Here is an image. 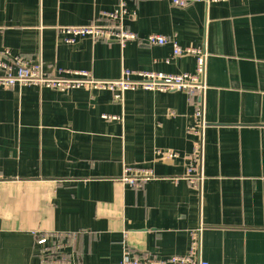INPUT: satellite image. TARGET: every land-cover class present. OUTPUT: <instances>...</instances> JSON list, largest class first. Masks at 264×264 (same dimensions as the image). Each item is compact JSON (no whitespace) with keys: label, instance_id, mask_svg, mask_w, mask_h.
I'll return each instance as SVG.
<instances>
[{"label":"crops","instance_id":"obj_1","mask_svg":"<svg viewBox=\"0 0 264 264\" xmlns=\"http://www.w3.org/2000/svg\"><path fill=\"white\" fill-rule=\"evenodd\" d=\"M124 1L138 39L123 46L69 43L58 30L100 22L120 0H0V60L23 56L49 75L197 73L199 54L150 45L151 33L205 56L196 100L181 91L129 90L117 101L108 90L0 87V264H46L38 240L50 233L61 234L68 264H122L126 251L167 260L188 255L198 230L197 259L264 264V0ZM191 165L197 185L186 179ZM127 167L150 177L134 187L123 180Z\"/></svg>","mask_w":264,"mask_h":264},{"label":"built area","instance_id":"obj_2","mask_svg":"<svg viewBox=\"0 0 264 264\" xmlns=\"http://www.w3.org/2000/svg\"><path fill=\"white\" fill-rule=\"evenodd\" d=\"M175 6L186 7L194 2L216 3L225 0H171ZM128 9L124 0H120L113 11L100 12L102 21H94L84 25H63L58 30L64 35L65 40L69 43L75 42L79 37H91L95 40L118 41L125 45L128 41L137 40V33L130 31L125 26V18ZM146 42L150 45L172 44L175 55L187 53H197L198 67L197 73H180L171 74L164 72H155L150 70L124 69L121 77L118 79H98L87 70H60V75L47 74L40 62L33 63L23 56H17L14 59L0 60V87L15 88L18 86H38L40 88H51L63 92L74 89H94L111 91L117 101H122L124 94L129 90H150V91H181L190 97L198 99V95L204 89L199 80V76L204 72L205 56L192 47L181 46L173 37L160 33H151L147 36ZM203 54V53H202ZM197 103V101H196ZM109 118L110 116L105 115ZM202 110L200 105L196 104V118L201 119ZM115 118V117H114ZM193 131V129H192ZM198 133V130L195 131ZM201 143L197 142L194 147L192 157L194 161L200 159ZM169 156H175V153H168ZM196 165L188 168L186 179L192 185H197L201 176L196 172ZM150 172H136V169L127 167L123 180L136 187L140 186L143 181L148 180ZM199 233H192L191 249L186 256H173L167 260L155 259L144 260L137 255H131L126 251L125 259L122 264H209L196 258L199 244ZM61 234L50 233L41 237L38 244L43 246L41 253L46 256V264H68L61 251ZM58 244L55 247L47 246L49 241ZM51 243V244H52Z\"/></svg>","mask_w":264,"mask_h":264}]
</instances>
